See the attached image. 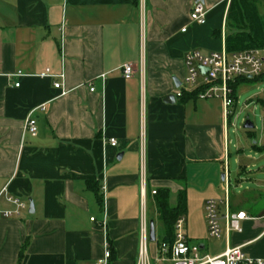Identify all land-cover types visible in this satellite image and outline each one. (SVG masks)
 Here are the masks:
<instances>
[{"label": "crops", "instance_id": "obj_1", "mask_svg": "<svg viewBox=\"0 0 264 264\" xmlns=\"http://www.w3.org/2000/svg\"><path fill=\"white\" fill-rule=\"evenodd\" d=\"M231 1L203 0L206 23L199 26L190 21L195 0H0V264H94L106 243L110 264H136L141 227L149 230L151 221L156 241L148 233V255L152 264H170L154 261L162 230L152 193L159 190L168 191L171 208L183 193V233L202 256L242 247L264 259V193L252 190L248 202H238L232 189L243 181L264 189L251 171L258 159L238 146L232 152L227 136L237 89L262 83L238 80L228 120L218 99L175 97L184 56L225 50V38L238 34L227 25ZM257 11L264 17V0ZM126 64L135 70L129 80L120 72ZM47 71L54 77H42ZM258 97L242 109L264 104ZM31 112L34 137L24 133ZM249 146L264 153V144ZM257 174L264 177V168ZM226 197L231 214L249 219L240 233L227 234L221 206L216 240L205 204ZM8 198L26 205L19 217L2 216L15 210Z\"/></svg>", "mask_w": 264, "mask_h": 264}, {"label": "built area", "instance_id": "obj_2", "mask_svg": "<svg viewBox=\"0 0 264 264\" xmlns=\"http://www.w3.org/2000/svg\"><path fill=\"white\" fill-rule=\"evenodd\" d=\"M207 10L201 3H195L190 13V21L193 24L203 26L206 23ZM185 32V30H182ZM185 67V78L175 93L177 99L182 98L184 93H197L201 100L218 99L222 102L223 114L226 120L234 116L233 107L235 104L234 85L238 80H255L264 84V48L251 49L247 51L228 54L225 50L220 52H188L183 59ZM121 76L124 80H129L134 76L135 70L131 64H126L120 68ZM42 77L50 76L47 71ZM61 81L64 74L57 76ZM102 82L105 75L98 77ZM15 84V87H18ZM53 88L60 91V97L66 96L63 83L56 82ZM89 91L94 92L92 84H88ZM31 112L24 123V133L32 137L36 135V123ZM233 126V125H231ZM110 146H116V141L109 140ZM155 195V192L152 193ZM7 201L14 207V211L3 212L4 218L19 217L20 212L26 210V205L19 200L8 198ZM223 206L225 213V231L229 233H240L241 223L249 217L243 213L231 214L228 210L227 197L224 201L208 200L205 204L206 221L209 236L219 240L223 231L220 225V207ZM93 221V219H91ZM182 218L175 224V238L171 245L158 244V256L155 262L167 259L170 264H264V259L253 258L246 254L242 247L228 248L217 257L202 256L198 246L191 245L186 240L183 233ZM105 224L103 223V227ZM141 247L136 264H152L147 251L148 230L146 224L141 227ZM111 252L109 245H104L102 258L94 264H110Z\"/></svg>", "mask_w": 264, "mask_h": 264}, {"label": "trees", "instance_id": "obj_3", "mask_svg": "<svg viewBox=\"0 0 264 264\" xmlns=\"http://www.w3.org/2000/svg\"><path fill=\"white\" fill-rule=\"evenodd\" d=\"M258 3L259 0L231 1L226 18L227 25L237 30L238 34L225 38V51L228 54L264 48V17L258 14ZM238 84L239 81L234 85V92ZM168 199L167 190L155 192L156 220L162 230L159 243L171 245L175 238V224L185 214V199L183 193L179 194L177 205L174 208L169 206Z\"/></svg>", "mask_w": 264, "mask_h": 264}, {"label": "rangeland", "instance_id": "obj_4", "mask_svg": "<svg viewBox=\"0 0 264 264\" xmlns=\"http://www.w3.org/2000/svg\"><path fill=\"white\" fill-rule=\"evenodd\" d=\"M246 80V79H241ZM264 84H258L257 86H253L250 90L247 87L241 86L237 89V98L239 100V105L237 107V112L235 113V117L233 119L234 124H230L228 129V140L230 142V150L235 152L234 146L241 148L245 155H248L253 158H257V162L252 166L251 171L255 172V176L257 179L264 180V177H260L257 172L260 168H264V153L254 152L250 149L249 144L251 142H257L259 146L264 144V104L255 103L253 101L248 108H243L244 103L252 97L260 96L258 98L264 99ZM237 115V117H236ZM246 121H249L253 124L252 130H245L243 128ZM233 125V126H231ZM253 165V163H251ZM236 166L233 162L230 163V172L234 174L236 171ZM232 185H234L235 180L237 179L235 175H232ZM223 185V184H222ZM241 188V189H240ZM232 189L235 190L236 201L243 202L242 200H247L248 202L252 197L249 196L252 190L262 191L264 193V189H256L252 182L243 181L240 182L238 186H234ZM158 222V221H157ZM159 228L161 230V226L158 223ZM160 230L157 232V236L159 235ZM141 247V246H140Z\"/></svg>", "mask_w": 264, "mask_h": 264}, {"label": "water", "instance_id": "obj_5", "mask_svg": "<svg viewBox=\"0 0 264 264\" xmlns=\"http://www.w3.org/2000/svg\"><path fill=\"white\" fill-rule=\"evenodd\" d=\"M201 3L203 4V0H195V3ZM174 85L176 88H179L180 87V83L177 81V80H174ZM164 102L169 104V103H173L174 102V97L173 96H168L164 99ZM243 128L245 130H252L253 129V125L249 122H245ZM221 180H224L223 176L221 177ZM28 213L29 214H34V207H33V204L32 202L29 203V210H28ZM148 233H149V242L151 243H154L156 241V238H155V226H154V222L151 221L149 223V230H148Z\"/></svg>", "mask_w": 264, "mask_h": 264}]
</instances>
